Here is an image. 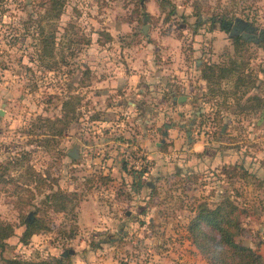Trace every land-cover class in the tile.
<instances>
[{
    "label": "rangeland",
    "instance_id": "rangeland-1",
    "mask_svg": "<svg viewBox=\"0 0 264 264\" xmlns=\"http://www.w3.org/2000/svg\"><path fill=\"white\" fill-rule=\"evenodd\" d=\"M45 1L0 0V164H22L0 182V221L13 227L0 264L63 252V264H208L186 225L223 196L248 229L237 239L259 246L264 53L244 44L249 83L234 95L223 79L211 97L200 68L236 56L218 28L224 14L264 32V0H64L57 19L38 23ZM39 24L54 35L56 69L37 59ZM63 102L75 119L38 145L37 116L58 115ZM27 165L43 182L28 179ZM130 170L142 171L138 193ZM56 189L78 201L53 211L42 200ZM26 214L44 227L23 244Z\"/></svg>",
    "mask_w": 264,
    "mask_h": 264
},
{
    "label": "trees",
    "instance_id": "trees-1",
    "mask_svg": "<svg viewBox=\"0 0 264 264\" xmlns=\"http://www.w3.org/2000/svg\"><path fill=\"white\" fill-rule=\"evenodd\" d=\"M63 2L64 0H46L44 11L38 23L51 18L57 19L61 14ZM217 22L218 28L229 34L232 40L233 53L236 56L229 58L226 62L201 66L200 77L206 82L207 91L211 97L221 93L219 85L223 79H232V95L236 93L239 86H245L249 83L248 77L243 74L246 62L239 59L245 51L244 44L247 41H254L264 53V32H259L257 35L249 34L253 31V27L245 20L233 15L224 14L218 18ZM236 27L238 29H235ZM242 31H245V34H242ZM36 39L38 61L46 70L56 69L58 61L54 60L53 33L44 31L43 25L39 24ZM63 106H67V103H62L58 115L52 117L37 116V129L40 128L41 130H35L36 135L40 136L34 138V141L38 145L47 146L55 137L60 136L62 130L75 119L74 109L69 105L67 108ZM18 161L17 158L12 157V159L6 160L5 164H0V182L4 181L3 176L7 175L9 168L22 165ZM239 169H241V177L247 175L243 166H239ZM23 173L29 180L34 181L35 179V182H43L42 177L36 174L31 166L27 165ZM129 173L132 178V191L138 193L144 184L141 180L142 171L130 170ZM6 178L5 183L15 180L10 176H6ZM77 201L78 198L75 192H65L56 189L45 194L42 203L48 204L55 212H61L65 211L68 205L73 207L74 204L72 202L76 203ZM29 215L26 214L22 221L23 230L18 238L19 242L23 244L27 242L32 234L38 233L44 227V222L41 218L29 217ZM246 232L248 233V229L240 223V211L237 210L235 203L226 196L221 197L212 208L199 206L186 225V234L189 242L208 264H264L263 257L256 248L258 244H255L253 248L242 244L237 239ZM11 235H13V227L9 223L0 221V250L4 247L5 240ZM62 260L61 257L53 258L52 261L2 258L1 262L2 264H63Z\"/></svg>",
    "mask_w": 264,
    "mask_h": 264
},
{
    "label": "crops",
    "instance_id": "crops-1",
    "mask_svg": "<svg viewBox=\"0 0 264 264\" xmlns=\"http://www.w3.org/2000/svg\"><path fill=\"white\" fill-rule=\"evenodd\" d=\"M264 184V183H262ZM259 215V214H257ZM256 215V216H257ZM260 225L257 226V236L256 237H260L257 239V242L259 243L258 249H259V253L261 254V256L263 257L264 260V222H262V220L260 219L259 216V220ZM255 233V232H254Z\"/></svg>",
    "mask_w": 264,
    "mask_h": 264
},
{
    "label": "water",
    "instance_id": "water-1",
    "mask_svg": "<svg viewBox=\"0 0 264 264\" xmlns=\"http://www.w3.org/2000/svg\"><path fill=\"white\" fill-rule=\"evenodd\" d=\"M146 17L147 16H144V19H146ZM143 30L145 29L144 28V26H143V28H142ZM185 99V97L184 96H178L177 98H176V101L177 102H180L181 100H184ZM2 113V110H0V114ZM72 158H74V156H75V153H74V150L73 151H71V152H69L68 153ZM68 253H72L71 251L69 252L68 251ZM66 254H67V252H63V253H61V257H64V256H66Z\"/></svg>",
    "mask_w": 264,
    "mask_h": 264
},
{
    "label": "flooded vegetation",
    "instance_id": "flooded-vegetation-1",
    "mask_svg": "<svg viewBox=\"0 0 264 264\" xmlns=\"http://www.w3.org/2000/svg\"><path fill=\"white\" fill-rule=\"evenodd\" d=\"M235 29H238V27H236ZM232 30V29H231ZM242 33V32H241Z\"/></svg>",
    "mask_w": 264,
    "mask_h": 264
}]
</instances>
